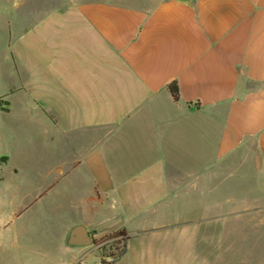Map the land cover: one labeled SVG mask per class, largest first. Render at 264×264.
I'll return each mask as SVG.
<instances>
[{
    "label": "crops",
    "instance_id": "0c3cea01",
    "mask_svg": "<svg viewBox=\"0 0 264 264\" xmlns=\"http://www.w3.org/2000/svg\"><path fill=\"white\" fill-rule=\"evenodd\" d=\"M52 1L0 0V232L40 208V264L92 253L77 225L124 232L115 264H221L223 223L264 199V0Z\"/></svg>",
    "mask_w": 264,
    "mask_h": 264
},
{
    "label": "rangeland",
    "instance_id": "374dc122",
    "mask_svg": "<svg viewBox=\"0 0 264 264\" xmlns=\"http://www.w3.org/2000/svg\"><path fill=\"white\" fill-rule=\"evenodd\" d=\"M52 2L60 3L62 7L67 5L66 0H55ZM45 6L48 8V1H45ZM34 18L35 16H31L30 20ZM4 44V42H0V52L6 50ZM6 89V87L1 89V94H6L8 92ZM17 101L21 103L20 98ZM0 104L6 105L2 99ZM48 115L50 116V114ZM30 127L32 129L34 125ZM38 146L39 143L37 141L31 143L29 161L32 163L41 161ZM1 168H4V164L0 162ZM2 179H4V173L0 172V180ZM11 210L12 207L6 202L5 198L0 200V221H3L9 215ZM230 210L233 211V209ZM236 211L237 213L235 214L238 216H253L254 221L252 224L245 220L231 224L223 223V243H231L233 247L232 254L221 257V264H264V223L261 220L264 217V199L255 201L253 207L238 208ZM42 212L43 209L36 208L23 221L19 241L16 245L14 244V235L9 238L5 232H0L3 238L0 243V264H40L45 261L50 263L52 259L57 257L56 233L53 228L52 230L46 229ZM225 214H228V212L223 211V215ZM90 247L92 246L85 248ZM81 258H85L88 264H92L95 261L91 255H85Z\"/></svg>",
    "mask_w": 264,
    "mask_h": 264
},
{
    "label": "built area",
    "instance_id": "2783aa9c",
    "mask_svg": "<svg viewBox=\"0 0 264 264\" xmlns=\"http://www.w3.org/2000/svg\"><path fill=\"white\" fill-rule=\"evenodd\" d=\"M125 250V237L122 235H113L94 243L92 253L95 260L92 264H115ZM74 264H88L85 258H81Z\"/></svg>",
    "mask_w": 264,
    "mask_h": 264
},
{
    "label": "water",
    "instance_id": "95a60500",
    "mask_svg": "<svg viewBox=\"0 0 264 264\" xmlns=\"http://www.w3.org/2000/svg\"><path fill=\"white\" fill-rule=\"evenodd\" d=\"M8 160L7 156H3L0 160L5 163ZM66 244L71 247H88L93 246L94 242L89 234L88 229L83 225L73 227L66 238Z\"/></svg>",
    "mask_w": 264,
    "mask_h": 264
},
{
    "label": "trees",
    "instance_id": "16d2710c",
    "mask_svg": "<svg viewBox=\"0 0 264 264\" xmlns=\"http://www.w3.org/2000/svg\"><path fill=\"white\" fill-rule=\"evenodd\" d=\"M168 88H169V91L171 92L173 98H174L176 101H179V99H180V93H179V88H178L177 83L174 82V83L170 84ZM113 235H122V236L125 237V240L128 239V237L125 236V234H124L123 231H119V232H116V233H112V234L106 236L104 239L109 238V237H111V236H113ZM95 242H96V241H95ZM123 252H124V251H123ZM122 254H123V253H122ZM122 254H121V255H122Z\"/></svg>",
    "mask_w": 264,
    "mask_h": 264
}]
</instances>
